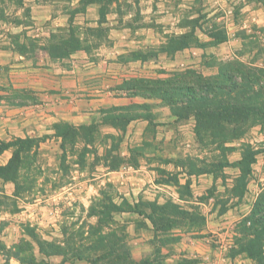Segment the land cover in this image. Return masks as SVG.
<instances>
[{"label": "rangeland", "instance_id": "obj_1", "mask_svg": "<svg viewBox=\"0 0 264 264\" xmlns=\"http://www.w3.org/2000/svg\"><path fill=\"white\" fill-rule=\"evenodd\" d=\"M10 7L6 13L0 10V17L11 23L26 21V11L20 18L15 15L18 10ZM172 7L171 12L179 19L175 28L181 33L168 39L165 48H200L195 34L203 39L202 35L208 32L217 35L218 40L228 32L231 41L239 39L242 46L240 42L232 44L230 51L234 56L231 58H226L228 50L223 51L221 45L212 49V55L198 57L193 62L183 61L182 65L159 70L158 74H150V69L140 72L142 69L138 67L119 72L116 77L121 81L115 90L119 96H140L145 92L140 86L148 82H161L164 88L179 85L182 78H188L183 84H193L196 76L207 82H223L220 70L237 63L260 69L264 74V0H174L169 8ZM133 11L139 14L138 7ZM211 12V17L206 18V13ZM97 34L103 35L102 29L96 34L91 30L86 32L88 36ZM212 43L205 47L202 42V48L210 52ZM34 53L37 52H30L26 57L35 65L44 56ZM235 56L242 57L243 61ZM61 64L68 65L66 61ZM245 77H237L236 82L249 87ZM14 80L0 68V104L8 106L7 101L20 97L26 104L43 106V100L51 93L54 99L67 97L66 92L49 90L43 85L36 89L13 87ZM238 94L239 91L223 93L222 98H238ZM213 95L209 91V98ZM159 96L148 97L157 104L96 109L91 111L89 120L79 125L67 121L49 123L46 127L50 134L24 138L0 136V143L19 139L31 142L17 151L19 166L12 167L7 174L0 173V181L3 177L16 176V193L23 198L8 201L0 195V205L12 212L20 205L27 214L24 219L0 215V222L10 220L7 228L0 225V264H92L87 259H94L97 254L88 252L78 260L73 257L76 254L73 255L72 248L85 249L110 229L120 238L122 250L136 262L157 258L162 264L203 262L208 256L199 259L202 255L193 254L184 245L192 238L205 235L210 238L213 252L210 255L206 249L207 254L211 260H220L219 264H264V239L253 246V230L258 224L244 221L251 216L264 190V117L248 116L236 125L202 116L198 123L194 116L187 115L191 113L188 109L168 105L174 95ZM255 102L257 109L264 111V94ZM186 115L188 118L182 119ZM19 147L13 144L0 154V168L7 165ZM228 162L239 163V175L231 187L223 191L219 181L209 189L197 190L198 198L205 194L218 199L226 196L225 193L234 196L232 200L215 202L213 209L207 211L209 223L202 215L205 204L198 205L197 210L195 202L188 198V187L179 189L189 199L187 203H180L171 198L172 184H165L169 186L165 189L162 188L165 185H158L172 182L178 172L203 173L206 167L219 172L220 166ZM252 162L258 163L261 171L253 168ZM231 172L235 175V171H229V177ZM238 206H241L237 210L240 215H249L239 222L234 219L230 226L232 233H201L206 229L203 226L218 220L219 214ZM32 207L35 213L29 211ZM151 217L156 220L155 224L150 221ZM108 242L112 245L115 241L108 239ZM245 246L249 247L248 253Z\"/></svg>", "mask_w": 264, "mask_h": 264}, {"label": "crops", "instance_id": "obj_2", "mask_svg": "<svg viewBox=\"0 0 264 264\" xmlns=\"http://www.w3.org/2000/svg\"><path fill=\"white\" fill-rule=\"evenodd\" d=\"M173 1L0 0V10L4 13L11 8L10 6L18 10L16 17L21 18V13L27 12L25 22H6L0 17V68L9 72L15 79L12 81L13 87L36 89L43 85L49 90L58 89L67 93V97L56 99L51 93L43 100V106L39 103H28L22 106L0 104V136L14 135L24 138L42 133L50 134L51 131L46 127L49 123L67 121L73 125H79L89 120L91 111L96 109L151 102L157 104L156 101L145 97L119 96L115 91L121 81L116 77L119 72H128L129 69L138 67L142 69L140 72H144L143 69H150V74H158L159 70L172 69L174 66L182 65L183 61L193 62L198 57L209 56V53L212 55V49L221 45L223 51L228 50L226 58L234 56L230 47L236 42L239 43L240 40L234 38L231 41L228 32L224 40L212 43L210 52L205 47L214 41L211 32L202 35L203 39L195 34L201 44L200 48L166 49L165 42L174 34L181 33L177 27L175 28L179 22L178 16L171 12L173 7L169 8ZM137 7L139 14L133 11ZM211 14L212 12L206 13V18H210ZM253 19H256L255 16ZM255 23H258L257 19ZM98 29H102L103 35H86L88 30L96 34ZM175 30L179 32H173ZM60 36L61 38L71 37L77 47L65 49L60 54V57H64L52 60V54L45 48H49ZM202 42L204 48H202ZM24 44H27V52L20 50ZM239 45L242 46V43ZM30 52H37L34 54H40L44 58L34 65L26 57ZM235 57L243 61L242 57ZM64 61L68 63L65 67L61 64ZM6 162L7 160L2 165ZM238 165V162H228L220 166L219 172L212 171L210 167H206L203 173L178 172V177L172 182L158 183V185H173L174 191L171 194L173 202L187 203L190 199L197 205V210L198 205L205 204L202 215L206 217L216 201L232 200L234 196H228L224 192L226 196H219L221 199L210 194L198 198L197 195L200 193H197V190H203V187L205 190L209 189L218 185L219 181L223 191L226 187H231L239 175ZM252 167L261 171V166L256 162L252 164ZM177 170L181 171V168L178 167ZM229 171H235V175L231 172L232 176L229 177ZM0 183L2 185L1 199L23 200L22 194L16 193L13 182L1 180ZM165 187L169 188L167 185L162 188L165 189ZM181 187H188L189 199L184 198L179 192ZM235 199L238 201L239 198L235 197ZM240 207H233L219 214L218 220L213 222L211 220L210 226H203L206 229L201 233L208 234L216 231L222 232L223 235L232 233L233 229L230 226L233 225L234 219L239 222L249 215V213L240 215L238 212ZM31 210L35 213L36 209L32 207L29 211ZM233 214L236 216H232ZM0 215L10 218L17 216L19 219L27 217L26 210L20 205L13 212L0 205ZM3 217L2 219H5ZM224 219H226L225 222H220ZM208 220L207 218L206 221L209 223ZM0 225L7 228L10 226V220H2ZM198 238H192L190 243L184 245L188 246L193 254L202 255V257L198 256L199 259L208 256V259L196 264H219L220 260L210 259L213 253L209 245L210 238L205 235ZM206 249L210 255L207 254Z\"/></svg>", "mask_w": 264, "mask_h": 264}, {"label": "trees", "instance_id": "obj_3", "mask_svg": "<svg viewBox=\"0 0 264 264\" xmlns=\"http://www.w3.org/2000/svg\"><path fill=\"white\" fill-rule=\"evenodd\" d=\"M214 38V43H219L222 40H224L225 35L222 36V39L218 40L217 35L214 36L213 33L211 34ZM197 42V41H196ZM201 45V44H199ZM20 50L22 52H27L28 47L27 44H24L21 46ZM31 44V49H32ZM76 43L70 38L64 37L61 38V36L50 45L48 51L50 54H52V58H62L64 56L60 57V54L64 52L65 49H71L75 48ZM166 49H174L171 46H167ZM179 48H176L174 50H178ZM227 70H220V78L224 79L223 82L219 81V83H213V82H207L200 78H197L193 82V84H183L185 81H187L186 78H182V83L179 85L172 84L170 86H167L164 88L163 84L161 82L156 81L155 82H148L147 84L141 85L139 89L145 91L143 94L140 95V97L145 98H153L154 96H168V95H174L175 98L169 101L168 105H171L172 107H180L183 106L184 109H188L191 113L187 114L188 116H194L195 120L199 122L201 117L204 116L206 119L214 118L215 120H220L225 122V124H231L236 123L238 124L239 121L244 122L245 119L248 116H259L262 118L264 117V111H259L256 107V98H260L264 94V74L261 72L260 69L257 68H246L244 64L237 63L233 64V66H227ZM231 67V68H230ZM244 71V72H243ZM247 75V79L245 77ZM237 77H240L241 79L245 77L246 83L249 87H246L243 84L237 83L236 79ZM256 86V87H254ZM209 91H211L214 95V97L209 98ZM236 91H239L240 94H238V98H230L225 99L222 98L223 93L232 94ZM258 96V97H257ZM162 102H164L163 98L161 99ZM258 101V100H257ZM8 106H22L25 105L27 102L22 101L20 97H15L11 101H7ZM199 105L198 107H196ZM143 106V105H142ZM113 110V109H112ZM192 110V111H191ZM184 116L182 119H187L188 117ZM180 116L178 115V118ZM208 122V121H207ZM30 141H26L25 139H19L11 143H0V154H2L4 151L8 150L13 144L19 145L20 147L16 149L15 154L9 160L6 166H2L0 168V173L7 174L10 172L12 167H18L19 166V160L20 156L18 152L22 149V147L29 143ZM31 143V142H30ZM18 151V152H17ZM253 163V162H252ZM16 164V165H15ZM15 175V174H14ZM3 181H11L14 183L17 191V181L16 176H12V178L9 177H3L1 178ZM242 196V195H241ZM240 196V197H241ZM239 198V195L237 196ZM248 218H246V222L250 224H258V228H255L253 230V233L255 234L253 236L254 245L258 246L260 241L264 239V190L263 193L260 195L257 201V205H255L252 209V214H250ZM251 217V218H250ZM150 221L152 224H155L156 220L154 217L150 218ZM246 222H244L242 225L245 226ZM107 230V229H106ZM108 232L102 235H100L97 239V241L85 249L82 247L79 250L73 249V255L76 254V259L80 260L83 259L86 255V253L89 252L93 254H97V256L94 257V259H87L88 262L92 264H162L161 260L159 258L149 260V259H141L139 261H133L130 254L126 253L122 250L123 245L119 240L116 238V232L113 230H107ZM249 231V230H246ZM103 233V232H102ZM109 240L114 239V243L108 242ZM105 242V243H104ZM259 242V243H258ZM252 246V247H253ZM245 252L248 253L249 247H244ZM40 253V252H39ZM85 253V254H84ZM83 254V255H82ZM159 259V260H158ZM257 261V260H256ZM63 262H67V260H63Z\"/></svg>", "mask_w": 264, "mask_h": 264}]
</instances>
